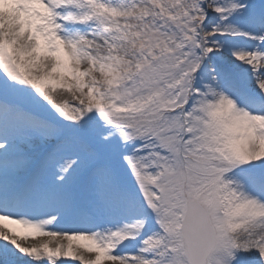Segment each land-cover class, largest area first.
Segmentation results:
<instances>
[{
    "label": "snow or ice",
    "instance_id": "1",
    "mask_svg": "<svg viewBox=\"0 0 264 264\" xmlns=\"http://www.w3.org/2000/svg\"><path fill=\"white\" fill-rule=\"evenodd\" d=\"M72 262L264 264V0H0V264Z\"/></svg>",
    "mask_w": 264,
    "mask_h": 264
},
{
    "label": "rangeland",
    "instance_id": "2",
    "mask_svg": "<svg viewBox=\"0 0 264 264\" xmlns=\"http://www.w3.org/2000/svg\"><path fill=\"white\" fill-rule=\"evenodd\" d=\"M72 264H78V262H72Z\"/></svg>",
    "mask_w": 264,
    "mask_h": 264
},
{
    "label": "bare ground",
    "instance_id": "3",
    "mask_svg": "<svg viewBox=\"0 0 264 264\" xmlns=\"http://www.w3.org/2000/svg\"><path fill=\"white\" fill-rule=\"evenodd\" d=\"M19 231V230H18ZM20 234H23L22 232Z\"/></svg>",
    "mask_w": 264,
    "mask_h": 264
}]
</instances>
